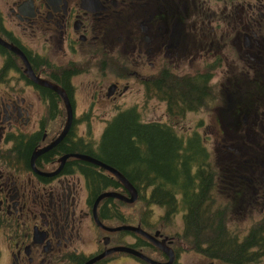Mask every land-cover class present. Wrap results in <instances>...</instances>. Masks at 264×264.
<instances>
[{
	"label": "flooded vegetation",
	"instance_id": "1",
	"mask_svg": "<svg viewBox=\"0 0 264 264\" xmlns=\"http://www.w3.org/2000/svg\"><path fill=\"white\" fill-rule=\"evenodd\" d=\"M0 36L12 44L0 42V264H127L126 257L180 263L187 244L162 228L178 233L184 221L161 219L182 209L148 201L153 187L141 186L142 209L130 219L128 201L112 195L97 201L105 191L130 196L129 189L103 185V177L117 175L76 156L101 159L106 130L126 111L162 124L180 151L191 145L211 184L242 187L227 194L226 205L241 209L252 200L251 209L264 216V0H0ZM156 107L161 117L146 119ZM209 110L221 126L218 143L227 138L222 154L235 159L231 149L239 151L247 172L223 161L218 174L203 117L178 125L188 112ZM69 115L68 131L53 143ZM145 172L141 180L168 181L151 168ZM149 234L165 239L169 250ZM117 246L154 261L111 250ZM156 247L165 259L151 253ZM194 253L207 264L222 262Z\"/></svg>",
	"mask_w": 264,
	"mask_h": 264
},
{
	"label": "trees",
	"instance_id": "2",
	"mask_svg": "<svg viewBox=\"0 0 264 264\" xmlns=\"http://www.w3.org/2000/svg\"><path fill=\"white\" fill-rule=\"evenodd\" d=\"M176 140L162 124L142 123L135 111H126L106 130L99 157L121 168L139 190L142 186L144 192L146 187L152 186L149 201L166 204L169 211L188 207L183 215L182 235L189 238L193 229L207 241L204 245L196 238L195 245L208 256L230 264L260 263L264 257V216L253 222L242 237L231 235L222 209L212 208L215 199L209 192L211 175L205 172L201 154H196L191 145L188 146L191 150L180 151ZM192 147L196 149L198 145ZM195 161H198V168L192 171ZM150 168L166 176L168 181L141 180L142 176L147 178L145 171ZM100 180L97 179V183ZM107 183L112 188L122 184L115 176L103 177V185ZM159 187L174 194L159 193L156 191ZM99 188H95L96 192Z\"/></svg>",
	"mask_w": 264,
	"mask_h": 264
},
{
	"label": "rangeland",
	"instance_id": "3",
	"mask_svg": "<svg viewBox=\"0 0 264 264\" xmlns=\"http://www.w3.org/2000/svg\"><path fill=\"white\" fill-rule=\"evenodd\" d=\"M242 88H249L248 86H242ZM154 102H156V100H153ZM151 107V106H150ZM161 109L156 107V108H152V109H148V113L145 115L146 119H150V118H159L161 117ZM210 112V113H209ZM181 122L178 125H183V124H195L196 121L198 119H200L201 117H203L202 119V129L205 131H208L209 135H208V142H207V151L209 152L208 158L209 160H212L215 162V164H217L218 166H220V169L218 170V174H220L221 172V165L222 162L225 161L227 164H233L236 163L239 165V169L242 172H247L248 171V166H247V160L245 159L246 157L241 156V153L239 151H237L236 149H231V152L236 153L235 154V159H229L231 157H233L231 154L228 155V157H225L222 154V147L226 144L227 142V138L224 137L219 143H218V138H215V135L218 134V131L220 130V123L217 120V115L216 112L209 110L208 112H205L203 115H197L194 112H188L186 115L184 116H180ZM65 120V118H64ZM183 123V124H182ZM102 124H99L98 128L96 129V133L95 135H99L100 134V130H101ZM223 135H226L225 133H222ZM232 140V139H230ZM94 141V139H93ZM218 143V144H217ZM97 142L94 141V145H96ZM216 146L218 148H216ZM225 159H229V160H225ZM253 164H255V162H253ZM107 169V168H106ZM229 174H231V172H229ZM258 176L260 177L261 175L258 174ZM236 178H239L237 175H235ZM223 181H227L226 178H223ZM222 181H217L215 180L212 184H210L209 187V192L212 194V197L215 199L212 208L213 209H222L223 211V219L224 222L226 223V225L228 226L229 230H230V234L231 235H239L240 237H242L250 228V226L252 225L253 222H255L256 220H258L261 217V211L260 208L258 207L255 211L253 209H251V205H253L252 200L250 201V203H248V206L245 205L243 208L241 209H236L235 206H231V205H226L227 203V194L228 193H233V192H239V190L242 187H237L234 186L233 188L231 187H227V190H224L221 186ZM242 186V184H241ZM112 188V187H111ZM264 188L262 187V190ZM260 192H263V191ZM250 193V189L248 190V193ZM149 201V200H148ZM208 201V200H207ZM121 204L127 203V210L129 209V213H130V219H133L135 217H137L138 212H140V210L142 209V202L139 199H135L134 201H129V202H120ZM241 207V206H240ZM250 210L254 211L251 212ZM177 211V210H176ZM184 215L183 209L181 212H177V215H175V218L173 217H169L166 216V218H162L161 220H170V219H174L175 221L179 222V221H184V218L182 217ZM220 216V214H219ZM179 228V226H177ZM184 227H185V221H184ZM156 228V226H150L149 231H154ZM162 230L165 233L168 234H173L176 237H178L181 241H184L187 244L188 250L187 251H182L180 254V263L179 264H207L208 260L206 258H204L203 255L201 254H195L194 250H198V251H202L200 249H198V247L195 245V239L196 238H200L197 233L191 229V235L189 236V238H186L183 234L184 228L179 231L178 233L177 230L173 227L170 228H162ZM145 232H149L148 230L144 229ZM205 234H208L207 231L204 232ZM212 235V233H211ZM146 238V237H144ZM147 239V238H146ZM179 240V241H180ZM200 240L202 241V239L200 238ZM203 252V251H202ZM151 253L156 256L157 258H161V259H165V256L162 252V250L159 247L154 248ZM127 259V264H139L137 261L133 260L132 258L126 257ZM167 260V259H166ZM219 264H230V263H226V262H219ZM256 264H264V257L261 260L260 263H256Z\"/></svg>",
	"mask_w": 264,
	"mask_h": 264
},
{
	"label": "water",
	"instance_id": "4",
	"mask_svg": "<svg viewBox=\"0 0 264 264\" xmlns=\"http://www.w3.org/2000/svg\"><path fill=\"white\" fill-rule=\"evenodd\" d=\"M0 42L6 46H12L11 43H9L8 41H6L5 39H3L1 36H0ZM23 55V54H22ZM24 59L26 60L27 62V59L26 57L23 55ZM70 121H71V117L69 115V118H68V121L63 129V131L61 132V134L58 136V138L53 142V143H56L58 142L59 140H61L64 135L66 134V132L68 131L69 129V126H70ZM76 156L78 157H81L85 160H88V161H91V162H94L96 164H99V165H102L110 170H112L118 177L119 179L122 181V183L129 189V192H130V196H126L118 191H105L103 192L102 194L99 195L97 201H99V199H101L102 197L106 196V195H112V196H116V197H119V198H122L126 201H134L136 198H138V188L136 187V185L124 174V172L120 171L119 169H117L116 167L110 165L109 163L107 162H104L103 160L95 157V156H92V155H88V154H84V153H76ZM120 227H125V228H132V229H136V230H140V231H143L144 230L138 225H124V226H120ZM115 228H119V227H114L113 229ZM149 236L151 238H154L156 243L162 247L163 249L165 248L166 250H169L165 245H163V243H165V239L163 240H159L155 237H153L151 234H149ZM166 244V243H165ZM114 249H127L129 251H133V252H136L142 256H144L145 258L151 260V261H154L153 259H151L149 256L145 255L144 253L140 252V251H137V250H134L132 248H129V247H125V246H117V247H113L111 248V250H114ZM171 254H173L174 252L173 251H170ZM156 263H159V264H162L161 262H157L155 261Z\"/></svg>",
	"mask_w": 264,
	"mask_h": 264
}]
</instances>
